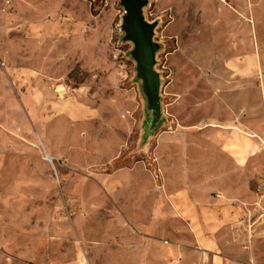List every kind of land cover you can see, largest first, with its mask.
<instances>
[{
  "label": "rangeland",
  "instance_id": "obj_1",
  "mask_svg": "<svg viewBox=\"0 0 264 264\" xmlns=\"http://www.w3.org/2000/svg\"><path fill=\"white\" fill-rule=\"evenodd\" d=\"M231 5L147 0L143 13L157 22L153 39L160 44L162 117L148 131L150 112L130 56L133 44L123 40L120 0H0V264H103L107 241L123 233L117 215L125 205L105 186L114 185L116 169L135 161L161 183L152 157L161 133L205 137L214 119L232 126L222 113L232 100L244 101L247 133H264L263 23L256 19V46L241 45L238 54L256 51L260 73L243 77L238 98L234 90L212 87L221 78L211 68L233 56L222 36L231 19L224 7ZM237 10L248 22L247 10ZM84 108L90 116H78ZM116 137L122 152H115ZM250 175L261 184L260 174ZM126 178L148 184L139 172ZM256 221L264 229V218ZM259 230L239 236L242 245L254 244L250 264H264Z\"/></svg>",
  "mask_w": 264,
  "mask_h": 264
},
{
  "label": "crops",
  "instance_id": "obj_2",
  "mask_svg": "<svg viewBox=\"0 0 264 264\" xmlns=\"http://www.w3.org/2000/svg\"><path fill=\"white\" fill-rule=\"evenodd\" d=\"M232 2L233 5L224 7L231 19L223 25L222 36L229 37L233 56L219 58L217 66L210 71L211 76L221 78L213 88L220 85L226 93L234 90L238 98V92L244 88L243 77L260 73L256 51L243 58L238 54L241 45L256 46L257 25L264 24V0ZM237 8L247 10L248 22L241 20L242 13ZM237 101L226 102V111L222 112L226 116L224 121L232 126L217 125L219 119H214L215 123H208L205 137L179 138L178 134L167 132L158 136L152 157L162 177L161 183L155 182L142 161L119 167L112 173L114 185L105 186L104 191L113 200L123 198L125 205L117 216L124 228L119 239L107 241L102 250L103 264H250L253 261L256 250L252 239L249 246L242 245L239 236L247 238L259 229L264 232L256 221L264 218V133H247L245 122L249 115L244 101L240 105ZM90 111L81 109L78 116H90ZM255 114L252 111L254 117ZM116 138L115 152H122L120 139ZM192 149L197 151L191 152ZM115 157L105 162L110 163ZM254 171L260 174L259 185L250 181ZM132 172H139L148 184L144 180L130 183L126 176ZM126 223L132 229L125 227Z\"/></svg>",
  "mask_w": 264,
  "mask_h": 264
},
{
  "label": "water",
  "instance_id": "obj_3",
  "mask_svg": "<svg viewBox=\"0 0 264 264\" xmlns=\"http://www.w3.org/2000/svg\"><path fill=\"white\" fill-rule=\"evenodd\" d=\"M147 0H120L123 16L120 28L123 40L133 44L130 56L135 62V73L145 95L153 130L162 119L160 96V73L155 70L156 53L160 44L154 41L157 22H149L143 13Z\"/></svg>",
  "mask_w": 264,
  "mask_h": 264
},
{
  "label": "bare ground",
  "instance_id": "obj_4",
  "mask_svg": "<svg viewBox=\"0 0 264 264\" xmlns=\"http://www.w3.org/2000/svg\"><path fill=\"white\" fill-rule=\"evenodd\" d=\"M43 149H45L44 144H43Z\"/></svg>",
  "mask_w": 264,
  "mask_h": 264
},
{
  "label": "built area",
  "instance_id": "obj_5",
  "mask_svg": "<svg viewBox=\"0 0 264 264\" xmlns=\"http://www.w3.org/2000/svg\"><path fill=\"white\" fill-rule=\"evenodd\" d=\"M222 1H225V0H222ZM51 159V158H50Z\"/></svg>",
  "mask_w": 264,
  "mask_h": 264
}]
</instances>
